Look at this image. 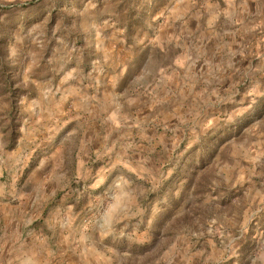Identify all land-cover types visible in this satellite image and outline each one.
Listing matches in <instances>:
<instances>
[{"label":"rangeland","instance_id":"374dc122","mask_svg":"<svg viewBox=\"0 0 264 264\" xmlns=\"http://www.w3.org/2000/svg\"><path fill=\"white\" fill-rule=\"evenodd\" d=\"M0 264H264V0H0Z\"/></svg>","mask_w":264,"mask_h":264},{"label":"crops","instance_id":"0c3cea01","mask_svg":"<svg viewBox=\"0 0 264 264\" xmlns=\"http://www.w3.org/2000/svg\"><path fill=\"white\" fill-rule=\"evenodd\" d=\"M7 242H9V241H7ZM6 249H7L6 251H8V248L7 247H6Z\"/></svg>","mask_w":264,"mask_h":264}]
</instances>
